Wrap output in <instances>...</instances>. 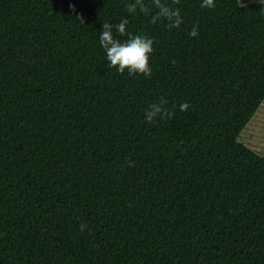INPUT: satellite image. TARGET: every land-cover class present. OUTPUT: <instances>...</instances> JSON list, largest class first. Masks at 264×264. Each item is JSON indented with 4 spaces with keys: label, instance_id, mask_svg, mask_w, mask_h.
Listing matches in <instances>:
<instances>
[{
    "label": "trees",
    "instance_id": "1",
    "mask_svg": "<svg viewBox=\"0 0 264 264\" xmlns=\"http://www.w3.org/2000/svg\"><path fill=\"white\" fill-rule=\"evenodd\" d=\"M134 2L0 0V264H264V157L239 141L264 1L162 0L174 29ZM123 18L154 40L151 77L106 67ZM161 96L174 114L149 124Z\"/></svg>",
    "mask_w": 264,
    "mask_h": 264
},
{
    "label": "clouds",
    "instance_id": "2",
    "mask_svg": "<svg viewBox=\"0 0 264 264\" xmlns=\"http://www.w3.org/2000/svg\"><path fill=\"white\" fill-rule=\"evenodd\" d=\"M174 4H179L180 0H173ZM129 13L139 11L145 15H151L150 23L155 24L161 19L167 21L169 29L179 28L183 23V17L179 7L173 8L162 2V0H135L134 3L126 5ZM201 8H214V0H202ZM156 11L152 14V9ZM72 11H75L74 6ZM84 23L83 17H78ZM129 24L127 18L115 25L110 23H103L102 30L99 37L100 46L106 53V67L109 71L116 69L120 74L127 70L130 76L140 74L145 77H151L152 69L150 67V56L154 51V40L145 35L131 34L126 30ZM119 37L127 36L126 39ZM190 37H197L199 35L198 27L193 29L188 34ZM169 100L166 97H159L147 106L145 110V120L149 123H155L158 119L170 118L174 114L176 105L169 107ZM179 111L184 112L191 107L189 103H182L179 106ZM130 162V166H131ZM86 225H81V232L84 231Z\"/></svg>",
    "mask_w": 264,
    "mask_h": 264
},
{
    "label": "rangeland",
    "instance_id": "3",
    "mask_svg": "<svg viewBox=\"0 0 264 264\" xmlns=\"http://www.w3.org/2000/svg\"><path fill=\"white\" fill-rule=\"evenodd\" d=\"M260 1L264 0H239L242 5ZM239 141L264 157V100L241 131Z\"/></svg>",
    "mask_w": 264,
    "mask_h": 264
}]
</instances>
